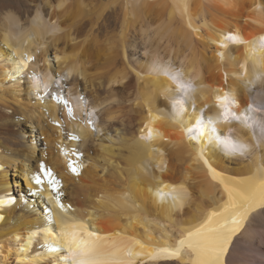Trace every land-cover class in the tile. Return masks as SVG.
Wrapping results in <instances>:
<instances>
[{"label":"bare ground","instance_id":"bare-ground-1","mask_svg":"<svg viewBox=\"0 0 264 264\" xmlns=\"http://www.w3.org/2000/svg\"><path fill=\"white\" fill-rule=\"evenodd\" d=\"M263 234L264 0H0V264H264Z\"/></svg>","mask_w":264,"mask_h":264},{"label":"snow or ice","instance_id":"snow-or-ice-1","mask_svg":"<svg viewBox=\"0 0 264 264\" xmlns=\"http://www.w3.org/2000/svg\"><path fill=\"white\" fill-rule=\"evenodd\" d=\"M231 39H233V40L235 41L236 38H235V37H231ZM21 72H22V70L18 68V69H17V73H21ZM47 87H48V86L45 85V89H47ZM50 95H51V98H52L54 101L59 99V97H58L57 95H55L54 93H51ZM80 99H81V101L83 102L84 98H83V97H80ZM226 99H227V98L225 97L224 100H226ZM222 102H223V101H222ZM64 106H65L66 108H68V113H69V115H71L72 109H71V107L68 106V103H67L66 100H65V102H64ZM225 116H227V108H225ZM89 123H91V121H89ZM198 123H199V122H198ZM188 131H189V132H192L193 129L189 128ZM197 135H198L199 137H202V136L204 135L203 129H197ZM194 138H196V137H194ZM72 139H76V137H72ZM239 148L242 149L243 146H239ZM68 168H69V170H70L73 174H77V175L79 174V172H78V167H77V165L75 164V162H70V163L68 164ZM44 178H47L49 185L59 184V183H60L58 180L55 179V177H54L53 172L51 171V169L47 168L46 166H42V167L40 168V170H39V174H34V175H31V176L29 177V179H30L31 181H33L34 184H35L36 186L41 185V184L44 182ZM56 203H57L58 207H60L61 209H63V205H62V203H61L59 200H57ZM49 222L52 223V221H49ZM232 222H233V223H237V221H235V220H233ZM51 235H53V238H54V239L57 238V237H56V233H55V231H53V232L51 233ZM50 247H51V246H50ZM52 250L55 251L56 249L53 247ZM69 251H71L72 254H73V258H74V262H75V264H92V262H90V261H86V260L82 259V258H81V255H82V254H78V253H77L75 250H73L71 247H69Z\"/></svg>","mask_w":264,"mask_h":264},{"label":"rangeland","instance_id":"rangeland-1","mask_svg":"<svg viewBox=\"0 0 264 264\" xmlns=\"http://www.w3.org/2000/svg\"><path fill=\"white\" fill-rule=\"evenodd\" d=\"M263 237H264V234H263V236H262V241H263V243H264V238H263Z\"/></svg>","mask_w":264,"mask_h":264}]
</instances>
